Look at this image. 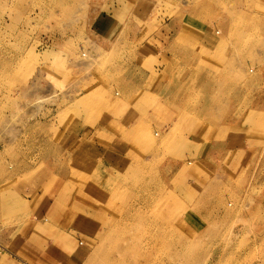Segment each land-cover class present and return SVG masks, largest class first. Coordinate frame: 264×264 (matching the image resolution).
Returning a JSON list of instances; mask_svg holds the SVG:
<instances>
[{
  "label": "rangeland",
  "instance_id": "1",
  "mask_svg": "<svg viewBox=\"0 0 264 264\" xmlns=\"http://www.w3.org/2000/svg\"><path fill=\"white\" fill-rule=\"evenodd\" d=\"M0 264H264V0H0Z\"/></svg>",
  "mask_w": 264,
  "mask_h": 264
}]
</instances>
